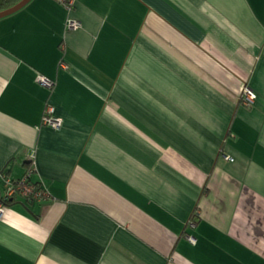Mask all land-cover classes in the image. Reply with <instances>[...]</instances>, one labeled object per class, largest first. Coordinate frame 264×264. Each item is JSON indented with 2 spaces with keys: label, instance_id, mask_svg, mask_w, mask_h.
Instances as JSON below:
<instances>
[{
  "label": "crops",
  "instance_id": "obj_1",
  "mask_svg": "<svg viewBox=\"0 0 264 264\" xmlns=\"http://www.w3.org/2000/svg\"><path fill=\"white\" fill-rule=\"evenodd\" d=\"M31 168L48 194L7 204L0 264H264V0L0 18V197Z\"/></svg>",
  "mask_w": 264,
  "mask_h": 264
},
{
  "label": "built area",
  "instance_id": "obj_2",
  "mask_svg": "<svg viewBox=\"0 0 264 264\" xmlns=\"http://www.w3.org/2000/svg\"><path fill=\"white\" fill-rule=\"evenodd\" d=\"M61 3H63L67 9H72L74 5V0H58ZM81 23L80 21L69 18L67 21V29H75L80 27ZM64 66L65 63H63ZM37 80L40 84L53 88L55 85V81L44 75L39 73L37 76ZM255 96V93L253 89H251L248 86H245L243 89V102L249 103L253 100ZM42 124L43 125H49L51 127L60 128L63 125V119L61 117H58L54 113V106L52 104H48L45 107L44 114L42 117ZM227 158H232L231 156H226ZM33 169H29L26 174L18 179H13L11 177L5 178V184H6V191L5 194L0 197V215L3 214V212L6 209L7 203L5 202L8 199L14 198L16 195H22L26 198H31L32 200H41L48 194V190L44 186L43 183L35 182L31 180V173ZM190 226H194L195 222L193 219L189 221L188 223ZM189 239L191 241H195V237L192 235H189Z\"/></svg>",
  "mask_w": 264,
  "mask_h": 264
},
{
  "label": "water",
  "instance_id": "obj_3",
  "mask_svg": "<svg viewBox=\"0 0 264 264\" xmlns=\"http://www.w3.org/2000/svg\"><path fill=\"white\" fill-rule=\"evenodd\" d=\"M29 1L30 0H19L15 4L0 10V18L5 17L7 15H10V14L16 12L17 10L23 8L25 5H27V3Z\"/></svg>",
  "mask_w": 264,
  "mask_h": 264
},
{
  "label": "trees",
  "instance_id": "obj_4",
  "mask_svg": "<svg viewBox=\"0 0 264 264\" xmlns=\"http://www.w3.org/2000/svg\"><path fill=\"white\" fill-rule=\"evenodd\" d=\"M19 0H0V10H2V9H4V8H7V7H9V6H11V5H13V4H15L16 2H18ZM17 196V195H16ZM15 196V197H16ZM14 197V198H15ZM14 198L13 199H8V200H6L5 202L7 203V204H10L13 200H14ZM27 199H31V198H27ZM32 200V199H31ZM194 218V217H193Z\"/></svg>",
  "mask_w": 264,
  "mask_h": 264
}]
</instances>
